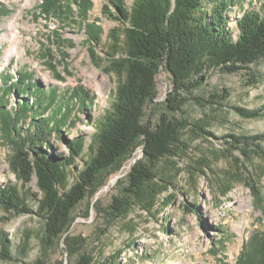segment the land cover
<instances>
[{"label": "trees", "instance_id": "trees-1", "mask_svg": "<svg viewBox=\"0 0 264 264\" xmlns=\"http://www.w3.org/2000/svg\"><path fill=\"white\" fill-rule=\"evenodd\" d=\"M257 1L258 10L245 11L236 19L238 34L235 38L229 26V10L234 7V0H133L131 5L128 0H107L103 13L119 24L109 35L108 72L114 74L119 83L110 98V107L93 123L95 131L86 156V138L70 139V125L78 118L71 117L68 102L76 100L85 105L93 101L91 97L83 90L74 89L67 101L58 105V94L53 89L48 96L42 91L37 100L36 89L41 87L29 70L20 71L18 79L11 77L5 88H0V98L12 100L15 95L19 100L12 108L0 102V134L4 146L12 152L11 172L22 187L36 177L38 193L25 196L28 190L22 191L19 183L8 182L0 186V208L19 216L42 217L44 240L51 246L67 232L73 211L98 187L102 176L118 171L141 145L150 168L141 163L132 168L126 193L134 200L130 205L137 204L152 211L160 194L175 185L165 179L162 183L166 186L158 184L157 174L151 167L162 161H170L177 167L175 160L189 158L191 146L184 139L188 131L208 141H223L227 146L226 159L233 160L237 169L240 168L257 205L263 206L264 196L257 182L259 174L250 163L253 158L264 163V133L229 134L219 138L202 124L179 118L191 101L202 107H227L225 102L230 94L226 89L222 94L210 95L209 99L194 95L205 85L211 71L234 74L264 59V0ZM93 7L92 0H42L34 17L57 20L84 32L87 48L95 60L104 32L100 20H91ZM4 10L9 11L6 7ZM51 40L57 48L70 42L57 31ZM47 50L52 62V50ZM50 64L56 71V65ZM163 68L171 74L173 83L166 99L169 114L160 118L152 129L143 121L147 107L157 97V77ZM230 109L244 119L264 117V107L231 106ZM53 139L66 145L68 157L53 153ZM235 152L239 157H235ZM197 165L199 169L195 172L209 178L213 171L209 160L201 159ZM230 176L223 182V196L232 189L231 178L234 177ZM72 177L74 182L69 189L65 188ZM30 197L36 201V211L28 202ZM119 204L118 211L125 214L126 208ZM185 209L194 213L193 208L185 206ZM223 239L221 237L222 243L213 250L216 255L223 248ZM0 260H15L12 242L8 234L1 231ZM91 261L89 256H83L79 264ZM237 264H264L263 232L253 233L243 246Z\"/></svg>", "mask_w": 264, "mask_h": 264}, {"label": "rangeland", "instance_id": "rangeland-1", "mask_svg": "<svg viewBox=\"0 0 264 264\" xmlns=\"http://www.w3.org/2000/svg\"><path fill=\"white\" fill-rule=\"evenodd\" d=\"M41 1L33 0L30 6L22 8L24 0H0V88H5L11 77L18 79L20 71L29 70L41 87L36 89L37 100L42 91L48 96L56 89L59 105L67 101L74 89L86 92L93 100L91 103L68 102L71 117L78 118L70 125V139L86 138V156L90 137L95 131L93 123L110 107V98L119 83L117 77L108 72L107 56L109 35L119 24L104 15L107 0H92L91 20H100L104 32L101 43L97 45V57L93 60L84 32L57 20L45 21L34 17ZM132 1L128 0V4L131 5ZM209 5L207 1L206 7ZM233 5L229 10V26L236 38V19L245 11L258 10L260 3L257 0H234ZM16 18L21 24V48L8 61L11 40L3 37L8 32L7 26ZM56 31L70 42L55 47L51 39ZM47 49L52 50V62ZM50 63L56 65V71L51 69ZM46 75L50 76L49 80L44 79ZM208 76L205 85L194 95L209 99L210 95L222 94L226 89L230 94L225 102L227 107H202L191 101L179 118L192 124L200 123L219 138L229 134L264 133V117L244 119L230 109L231 106L247 109L264 107V59L250 65L248 70L234 74L214 70ZM172 88V76L163 68L157 77V97L145 112L143 123L146 126L154 129L160 118L169 114L166 99ZM18 100L15 95L12 100L0 98L1 104H7L8 108L14 107ZM64 135L67 136L66 133ZM184 139L191 146L189 158L175 160L177 167L170 161L151 167L157 174L158 184L166 186L162 183L165 179L175 185L168 186L169 189L160 194L152 211H146L137 204L130 205L134 200L126 193L132 168L138 163L149 166L141 145L118 171L102 176L98 187L90 191L73 211L67 232L51 246L44 240L45 222L42 217L36 214L19 216L0 208V231L8 234L15 259L12 262L0 260V264H79L83 256L92 259L90 264H237L243 246L253 233H264V205H257L240 168L237 169L233 160L226 159L227 146L223 141H208L191 131ZM53 145L55 155L69 156L63 142L53 139ZM11 154L0 134V186L8 182L19 183L10 170ZM234 155L239 157L236 152ZM201 159H208L213 168L207 179L195 172ZM77 163L82 164L81 160ZM250 165L258 171V187L264 196V163L253 158ZM230 175L234 177L231 178L232 189L223 196V182ZM73 182L72 177L65 188L69 189ZM18 185L22 191L28 190L24 191L25 196L38 193L36 177L27 186ZM242 200L250 202V208L244 207L240 203ZM28 202L36 211L34 198L30 197ZM119 202L126 208L125 214L118 211L121 208ZM185 206L193 208L194 213L188 212ZM221 237L224 238L223 248L216 255L213 250L222 243Z\"/></svg>", "mask_w": 264, "mask_h": 264}, {"label": "bare ground", "instance_id": "bare-ground-1", "mask_svg": "<svg viewBox=\"0 0 264 264\" xmlns=\"http://www.w3.org/2000/svg\"><path fill=\"white\" fill-rule=\"evenodd\" d=\"M32 1L33 0H24V6L22 8L30 6L32 4ZM20 26H21V24L18 23V18H16L13 22H11L7 26L8 32L3 37L4 39L9 38L11 40V48L9 49L8 54H7L8 61L11 60V57L14 54H18L19 50L21 48L20 44H21L22 40L20 39V32H19ZM44 79L49 80L50 76L46 75V76H44ZM99 92L101 93L102 89L99 88ZM240 203L246 208H250V206H251L250 202H245L243 200Z\"/></svg>", "mask_w": 264, "mask_h": 264}]
</instances>
